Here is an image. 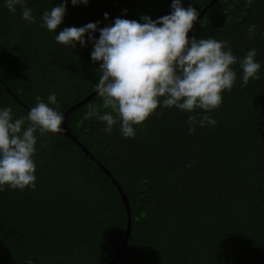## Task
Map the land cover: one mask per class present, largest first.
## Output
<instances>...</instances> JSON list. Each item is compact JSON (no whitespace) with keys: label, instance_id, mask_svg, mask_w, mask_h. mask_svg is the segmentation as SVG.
Wrapping results in <instances>:
<instances>
[{"label":"trees","instance_id":"1","mask_svg":"<svg viewBox=\"0 0 264 264\" xmlns=\"http://www.w3.org/2000/svg\"><path fill=\"white\" fill-rule=\"evenodd\" d=\"M210 2L182 0L204 10L189 37L227 41L238 58L255 48L259 78L240 87L235 65V85L207 113L216 125L191 133L189 113L158 106L134 126V138H124L119 125L106 134L85 115L90 105L106 110L98 95L67 116L89 154L71 137L37 133L36 188L0 191V264H108L127 224L118 186L129 202L131 231L113 264H264V0H217L205 10ZM27 3L35 23L0 0V107L27 116L37 96L46 101L55 92L64 114L95 91L99 64L91 62V45L69 48L40 27L43 12L61 0ZM170 4L89 0L73 7L69 0L57 32L96 21L103 27L117 17L155 20L170 13Z\"/></svg>","mask_w":264,"mask_h":264},{"label":"clouds","instance_id":"2","mask_svg":"<svg viewBox=\"0 0 264 264\" xmlns=\"http://www.w3.org/2000/svg\"><path fill=\"white\" fill-rule=\"evenodd\" d=\"M68 2L61 0L45 10L40 27L55 32V41L69 48L91 45V62L99 64L95 92L106 110L99 114V109L90 105L85 115L101 122V131L106 134L119 125L124 138H134V126L142 124L158 106L189 113L190 133L197 126L214 127L217 122L207 113L217 109L222 104V94L235 85L234 66L239 65L240 87L259 78L261 64L256 60L255 48L238 58L227 41L189 37L199 16L191 3L185 8L182 0H171L170 13L155 20L147 14L140 15L139 20L117 17L103 27L96 21L57 32ZM70 3L73 7L87 6L89 0ZM4 6L12 14L19 7L22 20L36 22L27 0H4ZM122 11L127 13V9ZM103 16L105 21L109 19L108 13ZM255 32L256 25H250L249 38ZM196 109L203 110V114H197L199 119L191 114ZM63 120L55 92H50L46 101L37 96L27 116L17 118L12 107H0V191L6 185L21 191L36 188V134L43 137L63 131ZM26 264L33 262L28 260Z\"/></svg>","mask_w":264,"mask_h":264},{"label":"water","instance_id":"3","mask_svg":"<svg viewBox=\"0 0 264 264\" xmlns=\"http://www.w3.org/2000/svg\"><path fill=\"white\" fill-rule=\"evenodd\" d=\"M216 1H217V0H211V2L205 7V10H206L211 4L215 3ZM203 13H204V10H203L202 12H200L199 16L197 17V20L200 19V17L202 16ZM195 22H196V21H195ZM195 22H194V24H195ZM194 24H193V25H194ZM95 96H97V94H96V92L94 91V92H92L90 95H88L86 98L82 99L80 102H78V103L75 104L74 106L70 107V108H69L68 110H66V112L63 114V116H64V120H63L62 125H61V127L63 128V131L58 132V134H62V135H65V136L71 137V138L75 141V143H76L78 146H80V147H81V144H80V143H79V142H78V141H77V140L71 135V133H70V129H69L68 125H67V116H68V114H69L72 110H74V109L78 108L79 106L83 105L84 103H86L88 100L92 99V98L95 97ZM81 148L84 150V152H85L86 154H89V152H88L85 148H83V147H81ZM111 181H112L115 185L118 186V184H117V182L114 180V178H111ZM118 190H119V193H120V195H121V199H122V201H123V204H124L125 209H126V212H127V224H126L125 236H124L123 242H122V244H121V247H120L118 253L115 255V257H114V258H113L108 264H113V263L116 261V259L120 256V254L122 253V251H123V249H124V247H125V244H126V242H127V240H128V237H129V234H130V231H131V216H130V206H129V202H128V200H127L126 195L123 193L122 189H121L119 186H118Z\"/></svg>","mask_w":264,"mask_h":264}]
</instances>
